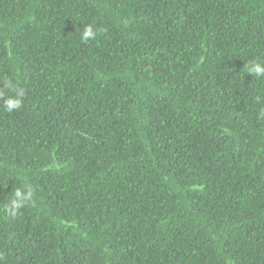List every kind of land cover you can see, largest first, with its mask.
Masks as SVG:
<instances>
[{
	"label": "trees",
	"instance_id": "obj_1",
	"mask_svg": "<svg viewBox=\"0 0 264 264\" xmlns=\"http://www.w3.org/2000/svg\"><path fill=\"white\" fill-rule=\"evenodd\" d=\"M257 62L264 0H0V264H264Z\"/></svg>",
	"mask_w": 264,
	"mask_h": 264
},
{
	"label": "clouds",
	"instance_id": "obj_2",
	"mask_svg": "<svg viewBox=\"0 0 264 264\" xmlns=\"http://www.w3.org/2000/svg\"><path fill=\"white\" fill-rule=\"evenodd\" d=\"M103 31V28H96L91 24L86 25L80 34V40L83 43L95 40L97 35ZM193 53L195 55L197 51L194 49ZM185 57L186 61L189 62L190 53H187ZM247 73H251L257 78H264V64L258 62L250 64ZM2 85V89H0V98H3V108L9 113L20 109L22 107L25 90L15 83L12 78L8 77L3 80ZM7 93H11V95ZM34 194L35 190L28 185H25L22 189H15L8 203L4 206L6 213L9 216L15 217L20 209L34 203Z\"/></svg>",
	"mask_w": 264,
	"mask_h": 264
}]
</instances>
